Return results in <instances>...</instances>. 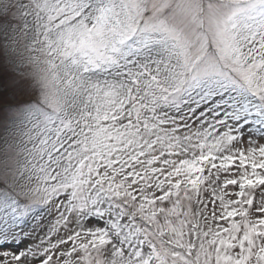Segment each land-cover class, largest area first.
<instances>
[{
	"label": "snow or ice",
	"instance_id": "obj_1",
	"mask_svg": "<svg viewBox=\"0 0 264 264\" xmlns=\"http://www.w3.org/2000/svg\"><path fill=\"white\" fill-rule=\"evenodd\" d=\"M0 264H264V0H0Z\"/></svg>",
	"mask_w": 264,
	"mask_h": 264
}]
</instances>
